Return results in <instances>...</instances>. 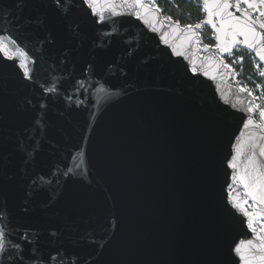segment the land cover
Segmentation results:
<instances>
[{
	"label": "water",
	"instance_id": "95a60500",
	"mask_svg": "<svg viewBox=\"0 0 264 264\" xmlns=\"http://www.w3.org/2000/svg\"><path fill=\"white\" fill-rule=\"evenodd\" d=\"M141 2L0 0V264H264L236 207L262 218L264 119L224 57L264 60Z\"/></svg>",
	"mask_w": 264,
	"mask_h": 264
},
{
	"label": "snow or ice",
	"instance_id": "6c2138e0",
	"mask_svg": "<svg viewBox=\"0 0 264 264\" xmlns=\"http://www.w3.org/2000/svg\"><path fill=\"white\" fill-rule=\"evenodd\" d=\"M86 2L89 4V7H92L96 0H86ZM133 3L139 8L145 7L141 0H133ZM241 4H243L244 7H241ZM203 8L204 11L208 13V19L204 21L205 23L212 24V27L216 28L217 32L220 33H224V26L227 25L228 34L231 36V40L229 42L231 45H236L238 43L237 37L242 36L243 40L239 41V43H242L249 49L255 50L257 56H259L261 60H264V20H260L258 22L257 19H255L253 16L254 12H258L260 17H264V0H236L235 3H232L231 0H203ZM213 8L217 9V11L214 12ZM231 8H235L236 10L240 11L242 15L237 16L234 12L227 11ZM156 10L160 11L159 8H157ZM225 14L228 17L227 21L223 18ZM136 15H139V12H137ZM214 15L221 17L220 27H217V25L213 23L212 17ZM100 19L103 20L102 15H100ZM167 19L171 18L168 17ZM176 23L178 24L179 22ZM186 27L189 30H192L193 28H200L201 25L189 24L186 25ZM217 39L219 40L221 39V37L218 36ZM216 47H222L224 52L231 51L228 43L217 44ZM0 51H3L5 55H7V46L0 43ZM23 55L26 56L27 54L23 53ZM240 59L242 60L243 57H241ZM23 67L25 74L28 75L30 73V69L28 68L27 63H24ZM193 71H195V69H193ZM260 75L264 76V72H261ZM261 87L264 88V85H261ZM52 90L53 89H49V91ZM241 91H248V89L241 88ZM259 108L260 106L256 105L254 108H250L249 111H255ZM259 115L261 119H264V109H260ZM253 123L254 121L252 119H249L248 124L251 125ZM231 166L233 168L237 167L236 163H232ZM237 178L242 184H244L245 188L249 187L248 183L246 182L245 176H238ZM250 195L254 200L258 199L259 203H264V184L255 183L252 192H250ZM236 207L240 208L241 211H243L244 214L249 217L248 226L252 228V231L255 232L256 229L252 227V221L256 213L242 208L240 204H236ZM260 215L264 216V212H261ZM261 231H264V228H262ZM6 235L7 231L5 226L0 225V256H2L6 250ZM248 243L251 244L252 242L249 241ZM15 247L19 248V245H16ZM235 251L240 252L241 248L237 247ZM262 259H264V257H262ZM245 264H250V262L246 260Z\"/></svg>",
	"mask_w": 264,
	"mask_h": 264
},
{
	"label": "trees",
	"instance_id": "16d2710c",
	"mask_svg": "<svg viewBox=\"0 0 264 264\" xmlns=\"http://www.w3.org/2000/svg\"><path fill=\"white\" fill-rule=\"evenodd\" d=\"M155 4L161 9L163 14L173 21L179 22L182 26L194 25L205 17L202 0H155ZM205 43L216 46L214 32L205 27L201 31ZM243 57L241 61L239 59ZM254 54L241 46H237L232 54L224 57L227 64L232 66L237 81L241 86H254L252 78L255 76Z\"/></svg>",
	"mask_w": 264,
	"mask_h": 264
},
{
	"label": "built area",
	"instance_id": "2783aa9c",
	"mask_svg": "<svg viewBox=\"0 0 264 264\" xmlns=\"http://www.w3.org/2000/svg\"><path fill=\"white\" fill-rule=\"evenodd\" d=\"M204 11V10H203ZM205 12V11H204ZM237 47V46H236ZM235 47V48H236ZM232 54V53H230ZM8 56V55H7ZM11 56V55H10ZM254 62H255V76L254 78H252V81L254 83V86H249V85H246L247 88H249L250 90H253V89H256L258 87H260L261 85H264V76H261L260 73L261 72H264V66L261 64V62H259L256 57L254 56ZM239 61H241V59H239ZM229 65V64H228ZM230 68H232L231 65H229ZM258 66V67H257ZM244 88V87H243ZM246 88V89H247ZM248 89V91L253 94L250 90ZM255 101H256V98H255ZM260 111V110H259ZM261 120V119H260ZM232 187H230L231 189ZM242 206L243 208L247 209L248 211L250 212H253V213H256V215L253 217V218H256L257 217V210H258V206L257 204L250 198H248L246 201H243L242 202ZM264 225V216H262V218L256 220L255 222L252 223V227H254L256 229V231H252V228H249V230L254 234L256 235L257 232L261 231L262 229V226Z\"/></svg>",
	"mask_w": 264,
	"mask_h": 264
},
{
	"label": "rangeland",
	"instance_id": "374dc122",
	"mask_svg": "<svg viewBox=\"0 0 264 264\" xmlns=\"http://www.w3.org/2000/svg\"><path fill=\"white\" fill-rule=\"evenodd\" d=\"M155 6H157L156 4H154ZM0 43L4 44L3 42L0 41ZM5 45V44H4ZM7 50H8V56L12 55V51L7 47ZM235 77H237V75L235 74ZM244 88H247V86H242ZM249 89V88H247ZM250 90V89H249ZM254 97L256 98V105H259L260 106V109H264V88H262L261 86L256 88V89H253V90H250ZM256 115V118L258 120L261 119L260 115H259V110L255 113Z\"/></svg>",
	"mask_w": 264,
	"mask_h": 264
}]
</instances>
